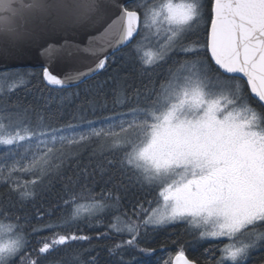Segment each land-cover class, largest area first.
<instances>
[{
	"label": "snow or ice",
	"instance_id": "6c2138e0",
	"mask_svg": "<svg viewBox=\"0 0 264 264\" xmlns=\"http://www.w3.org/2000/svg\"><path fill=\"white\" fill-rule=\"evenodd\" d=\"M209 4L210 23L201 44L186 43V37L205 22L203 0H137L130 6L115 0L112 6L102 0H0V61L26 58L33 46L39 47L58 32L87 29L94 17L107 14L110 7L119 12L99 37L89 38L91 46L83 49L97 58L94 65L63 78L44 66L42 76L49 85L70 86L71 81L104 69L109 62L107 49L123 46L141 32L135 53L145 72L173 54L188 57L173 61L158 86L150 80L142 90L137 89V106L120 114L131 119H121L119 125L107 129L92 127L89 121L86 131L77 133V126L70 124L65 130L72 129V135H61V129H49L43 116L33 124L27 109L7 114L0 110V145L23 148L19 159L9 149L4 160L11 159V163L0 164V178L10 183V190L21 200L32 198L36 185L74 155L72 148L95 138L103 141L102 151L106 145L108 150L123 152L119 166L130 169L136 183L158 189L155 207L148 201V207L140 203L132 215L113 216L109 231L129 238L109 247V253L137 246L142 228L174 221L187 222L201 239L227 238L216 264H244L252 250L264 247V0H209ZM72 47L79 50L65 38L63 44L42 47L40 55L51 59ZM27 75L24 70L0 74V91H5V85L7 91L24 86ZM249 93L260 103L259 109L249 102ZM114 95V104L130 100L125 91L114 90ZM108 167H113L112 162ZM18 173L33 179L13 180ZM119 200L111 192L100 198L83 192L71 195L64 201L66 207L71 205L66 219L33 232L95 220L109 209L118 210ZM0 215L10 219L7 213ZM106 235L98 233L97 238ZM91 239L53 233L38 241L41 246L36 255ZM27 245L19 223L0 221V264H14L18 256L21 264H39V259L21 256ZM140 251L148 255L154 250ZM86 264H97V257L91 256ZM174 264L196 261L181 250Z\"/></svg>",
	"mask_w": 264,
	"mask_h": 264
},
{
	"label": "trees",
	"instance_id": "16d2710c",
	"mask_svg": "<svg viewBox=\"0 0 264 264\" xmlns=\"http://www.w3.org/2000/svg\"><path fill=\"white\" fill-rule=\"evenodd\" d=\"M135 2L137 0L126 6ZM204 11L205 22L187 34L186 43H205L206 29L210 22L209 0H205ZM142 34L141 32L129 45L109 56V62L104 69L70 88L48 86L43 80L41 68L1 71L0 74L12 70L27 72L33 70L30 75L25 76L24 86L7 91L5 85V91L0 94V110H3V107L16 108L21 112L27 109L33 124L39 116H43L49 129H64L66 125L71 124L81 131H86L89 121L92 122V127L102 128L98 124L105 125L108 118L127 113L130 108L137 106L135 96L137 89L142 90L150 80L156 81L158 86L168 69L173 66V61L188 58L173 54L167 62L145 72L135 53V45ZM114 90L125 91L130 100L124 105L114 104ZM245 92L248 93L246 87ZM248 98L253 106L258 109L261 107L257 99L250 95ZM140 104H143L142 100ZM101 143L102 140L93 138L86 144L72 148L71 152L74 155L66 160L59 170L53 171L42 183L36 185L34 196L28 200H21L17 193L10 190V183L0 178V212L7 213L10 217L4 219L3 215H0V221L5 224L19 223L22 226L28 245L21 256L30 255L32 259H39V264H86L91 256L97 257V264H165L166 261L170 264L173 255L183 250L197 264H216L217 260L211 258L214 252H209L208 248L213 249L217 242L196 237L195 231L182 221L155 228L151 225L146 229L142 228L137 246H124L115 254L109 253V247L129 238L127 235L121 236L109 231L107 225L111 223L113 216L125 212L132 215L138 204L143 203L144 207H148V201H153V207L158 189L136 183L134 173L119 166L123 152L108 150L106 145L102 151L99 147ZM8 150V147L0 145V154ZM108 162H112L113 167H108ZM4 175L7 176L6 171ZM12 179L25 181L33 177L18 173ZM82 192L97 198L108 192H111L113 197L118 195L120 197L118 210L114 207L108 216L105 213L95 220L82 219L62 228L33 232V229L42 228L45 224L60 223L66 219L70 215L71 205L66 207L64 201L69 200L71 195ZM106 203L112 204L114 201ZM53 233H74L87 235L92 239L72 241L48 254L37 256L36 250L41 246L38 241L42 242ZM98 233L107 235L100 239L97 238ZM142 248H151L154 251L145 255L140 251ZM252 256L251 261L254 259L258 263H263L264 247H259ZM14 264H21L20 256L16 257Z\"/></svg>",
	"mask_w": 264,
	"mask_h": 264
},
{
	"label": "water",
	"instance_id": "95a60500",
	"mask_svg": "<svg viewBox=\"0 0 264 264\" xmlns=\"http://www.w3.org/2000/svg\"><path fill=\"white\" fill-rule=\"evenodd\" d=\"M128 1L130 0H115V3L125 4ZM30 2L31 0H24V3H30ZM102 3L112 6L113 0H102ZM2 14L3 13H0V15ZM117 15H119V12L114 10V6L110 7L107 14H103L99 18L94 17L93 21L89 24L87 29L81 30L77 28V29H70L67 32H58L52 38L48 39L46 43L40 42L39 47L33 46L31 55L27 56L26 58L8 59V60L0 61V69H7L12 67L13 68L30 67V68H42V72H43V67L48 66L49 70L54 75H57L60 78H63L69 74H75L78 71L80 72L86 71L87 68L92 67L94 65L95 60L97 59L88 55L86 52L83 51V49L91 46L89 44V38L99 37L100 34L104 32V30L108 27L111 21L115 19ZM17 23L23 25V21L21 20H18ZM28 26L31 27L32 25L29 24ZM65 38H67L71 42V44L78 45L79 50L76 47L66 48L51 59L40 55L42 47H47V44L49 43L63 44ZM117 48L107 49L108 56ZM96 72L89 73L86 78L92 76ZM236 75L239 76L240 74H236ZM86 78L71 81L70 86L75 85L85 80ZM45 83L48 86L57 87V88L59 87V86L49 85L46 81ZM70 86H65V87H70ZM175 257L176 255L173 257L171 264H174Z\"/></svg>",
	"mask_w": 264,
	"mask_h": 264
},
{
	"label": "rangeland",
	"instance_id": "374dc122",
	"mask_svg": "<svg viewBox=\"0 0 264 264\" xmlns=\"http://www.w3.org/2000/svg\"><path fill=\"white\" fill-rule=\"evenodd\" d=\"M136 3V2H135ZM203 3H205V0H203ZM139 41V40H138ZM12 71H15V70H12ZM28 72L29 73H31V72H33V70H28ZM3 73H5V72H3ZM3 73H1V74H3ZM242 83V82H241ZM243 84V83H242ZM3 91H0V94L2 93ZM3 111L5 112V114H7L8 112H15V111H18V110H16V108H11L10 107V109L9 108H7V107H3ZM121 119H131V117H124V116H121L120 114L119 115H116V116H114V117H111V118H108L107 120H106V124L105 125H99L98 124V126L99 127H102V128H105V129H107L108 128V126L109 125H119V123H120V120ZM95 128H98V127H95ZM117 128L118 127H116L114 130H117ZM99 129V128H98ZM119 129V128H118ZM87 130V129H86ZM72 129H68V130H65V128L64 129H61V132L59 133V134H61V135H72ZM75 131L77 132V133H79V132H82L79 128H75ZM25 147H27V145H25ZM8 148L9 149H12V150H14V151H16L17 152V155L14 157V158H16V159H19V154L20 153H23V148H20V149H16L15 148V146H8ZM6 153V152H5ZM5 153H2V154H0V164H2V163H5V162H7V163H11V159H9L8 161H5L4 160V156H5ZM156 205H154L153 207H155ZM109 212H111V209H109L107 212H105L106 213V215L109 213ZM104 213V214H105ZM103 215V214H102ZM108 216V215H107ZM175 222V221H174ZM183 222H185V221H183ZM172 223V222H171ZM188 226H189V224L187 223V222H185ZM190 227V226H189ZM191 228V227H190ZM192 229V228H191ZM198 234H199V231L197 232ZM220 239H222V240H225L226 241V239L227 238H212V237H207V240H211V241H214V240H220ZM226 243V242H225ZM224 243V244H225ZM228 243V242H227ZM256 250L254 249V250H252L251 251V253L252 252H255ZM250 253V254H251Z\"/></svg>",
	"mask_w": 264,
	"mask_h": 264
},
{
	"label": "flooded vegetation",
	"instance_id": "af4514ba",
	"mask_svg": "<svg viewBox=\"0 0 264 264\" xmlns=\"http://www.w3.org/2000/svg\"><path fill=\"white\" fill-rule=\"evenodd\" d=\"M188 239H189V237H188ZM203 239H205V238H203ZM215 242H217V244H214L215 246H213V249H211V248H208V251L209 252H214V255H211V258H215L216 260H218L219 259V257H220V255H221V253H220V248H222L223 247V245H224V243L226 242H228V240L226 239V241L225 240H222V239H220V240H214ZM225 243V244H226ZM259 247H257L255 250H257ZM253 253H255V252H252L250 255H249V257H247L246 258V261L244 262V264H264V262L263 263H258V262H256V261H254V259H253V261H251L252 260V255H253ZM184 254H186L187 255V253H186V251H184ZM187 257H188V255H187ZM189 258V257H188ZM190 259V258H189ZM226 264H231V262H226Z\"/></svg>",
	"mask_w": 264,
	"mask_h": 264
},
{
	"label": "bare ground",
	"instance_id": "6f19581e",
	"mask_svg": "<svg viewBox=\"0 0 264 264\" xmlns=\"http://www.w3.org/2000/svg\"><path fill=\"white\" fill-rule=\"evenodd\" d=\"M132 1H134V0H130V1H128V2H126L125 3V5H127L128 3H130V2H132ZM140 34H137L132 40H131V42L133 41V40H135V38L137 37V36H139ZM131 42H129V43H126L125 45H123V46H120V47H118L116 50H114L109 56H111L114 52H117V51H119L122 47H124V46H127V45H129ZM108 56V57H109ZM16 68H29V69H36V68H30V67H16ZM16 68H7V69H0V72L1 71H6V70H11V69H16ZM100 71V70H99ZM97 73V72H96ZM87 79V78H86ZM85 79V80H86ZM44 80V79H43ZM85 80H83V81H85ZM83 81H81V82H79V83H77V84H75V85H72V86H70V87H73V86H76V85H78V84H80V83H82ZM245 84H246V81L245 80H242ZM45 82V81H44ZM50 87H52V86H50ZM70 87H63V88H70ZM53 88H57V87H53ZM59 88V87H58ZM248 92H249V90H248ZM249 95L251 96V94L249 93ZM252 97V96H251ZM254 98V97H253ZM256 99V98H255ZM99 169V168H98ZM92 176V175H91ZM97 178V177H96ZM103 178V177H102ZM53 192V191H52ZM7 205V204H6ZM61 208V207H60ZM206 251V250H205ZM197 264V263H196Z\"/></svg>",
	"mask_w": 264,
	"mask_h": 264
}]
</instances>
